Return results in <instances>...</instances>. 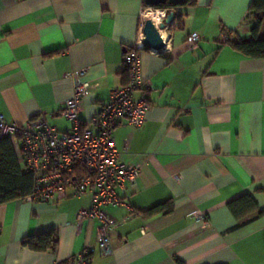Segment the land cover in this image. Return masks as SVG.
I'll use <instances>...</instances> for the list:
<instances>
[{
	"label": "crops",
	"instance_id": "0c3cea01",
	"mask_svg": "<svg viewBox=\"0 0 264 264\" xmlns=\"http://www.w3.org/2000/svg\"><path fill=\"white\" fill-rule=\"evenodd\" d=\"M254 1L165 9L175 17L165 50L155 52L143 43L145 12L153 10L145 0H0V115L7 121L25 126L45 115L59 132H71L61 115L74 94L65 75L85 71L90 89L80 120L93 128L92 118L125 85L124 55L132 48L150 83L137 94L150 105L144 126L124 122L114 131L121 161L140 174L130 208H105L119 224L112 255L101 253L97 220L79 229L77 214L90 197H72L70 189L59 202L0 205V264H60L85 249L90 264H264V216L251 214L238 226L247 219L229 208L248 195L264 212V58L226 43L251 39ZM190 35L202 38L196 49L188 48ZM168 201L171 214H145ZM49 231L56 252L24 245Z\"/></svg>",
	"mask_w": 264,
	"mask_h": 264
},
{
	"label": "built area",
	"instance_id": "2783aa9c",
	"mask_svg": "<svg viewBox=\"0 0 264 264\" xmlns=\"http://www.w3.org/2000/svg\"><path fill=\"white\" fill-rule=\"evenodd\" d=\"M164 12L163 20L168 11ZM201 41L200 36L190 35L188 48L196 49ZM124 68L128 70V83L112 92L110 101L92 118L93 128L80 120L81 107L90 89L82 79L85 71L65 75L73 81L74 94L65 103L61 115L73 124L71 132H59L48 123L45 115L34 118L25 126L11 123L0 115V138H11L21 164L34 175L33 192L27 199L59 202L69 197L70 189L74 191L72 197L89 196L90 205L78 212L77 223L82 230L85 223L98 221V243L103 257L112 255L111 231L119 225L105 208H130L128 196L138 187L140 174L139 166L121 161L114 131L124 122L143 127L150 109L146 98L137 97L150 83L141 73L136 48L126 51ZM194 215L203 218L199 213ZM89 252L85 249L74 264H88L86 256Z\"/></svg>",
	"mask_w": 264,
	"mask_h": 264
},
{
	"label": "trees",
	"instance_id": "16d2710c",
	"mask_svg": "<svg viewBox=\"0 0 264 264\" xmlns=\"http://www.w3.org/2000/svg\"><path fill=\"white\" fill-rule=\"evenodd\" d=\"M198 0H184L180 5L195 6ZM250 14L254 18V25L251 30V39L249 40H232L228 38L226 43L231 45L242 55L251 59L264 58V37L259 38L262 25L264 23V0H255L250 8ZM124 84L128 83V70L123 69ZM34 175L22 167L20 159L16 152V146L10 137L0 138V205L27 199L33 192ZM229 208L238 221L247 219L251 214L257 213V217L264 216V212L260 211L258 205L251 196H242L232 201ZM174 210L172 201L159 204L146 211L147 216H153L159 213L171 214ZM251 220H245L238 226L244 225ZM1 233V230H0ZM24 245L38 252L52 251L56 252L59 242L56 239L55 231H49L28 237L24 241ZM92 254L86 256L88 264H90ZM74 261L63 262L60 264H74ZM177 264H184L177 261Z\"/></svg>",
	"mask_w": 264,
	"mask_h": 264
},
{
	"label": "water",
	"instance_id": "95a60500",
	"mask_svg": "<svg viewBox=\"0 0 264 264\" xmlns=\"http://www.w3.org/2000/svg\"><path fill=\"white\" fill-rule=\"evenodd\" d=\"M184 0H145L147 6L153 10H165L167 8H175L180 5ZM175 12L170 11L159 27L151 20L145 22L143 33V43L149 49L155 52H162L165 50L166 44L164 43L161 35L162 30H169L174 20Z\"/></svg>",
	"mask_w": 264,
	"mask_h": 264
},
{
	"label": "bare ground",
	"instance_id": "6f19581e",
	"mask_svg": "<svg viewBox=\"0 0 264 264\" xmlns=\"http://www.w3.org/2000/svg\"><path fill=\"white\" fill-rule=\"evenodd\" d=\"M145 16L148 17V18H151V20L156 24V25H160L161 21L163 20V18L165 17V12L164 11H161V10H147L145 12ZM167 30H162L161 32V35H162V38H163V41L167 42V37H168V34H167Z\"/></svg>",
	"mask_w": 264,
	"mask_h": 264
},
{
	"label": "rangeland",
	"instance_id": "374dc122",
	"mask_svg": "<svg viewBox=\"0 0 264 264\" xmlns=\"http://www.w3.org/2000/svg\"><path fill=\"white\" fill-rule=\"evenodd\" d=\"M168 38V37H167ZM23 167V166H22Z\"/></svg>",
	"mask_w": 264,
	"mask_h": 264
}]
</instances>
